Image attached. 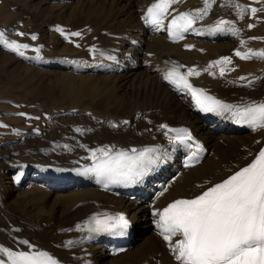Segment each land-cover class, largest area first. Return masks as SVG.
<instances>
[{
  "label": "bare ground",
  "instance_id": "obj_1",
  "mask_svg": "<svg viewBox=\"0 0 264 264\" xmlns=\"http://www.w3.org/2000/svg\"><path fill=\"white\" fill-rule=\"evenodd\" d=\"M156 2L5 0L11 26L0 29L4 33L0 37V52H14L19 62L32 65L35 72L64 75L71 82L89 79L106 91L102 98L90 102V108L82 110L79 105L62 109L47 104L41 111L48 116L44 125L28 131L24 141H7L0 154V246L30 253L43 250L58 264H177L169 245L181 237L177 235L165 241L157 213L176 200L199 196L227 179L250 164L264 147V129L248 130L232 111L206 114L183 86L178 88L164 79L174 67L182 66L178 67L179 72L183 67L195 68L200 74L191 76L188 82L231 105L233 110L264 101V59L254 56L240 61L241 57L235 55L237 50L241 53L264 51V47L254 46L256 24L250 19L257 13L251 11L256 6L240 0H232L231 4L228 0H209L208 15L195 20L181 41L171 42L168 24L181 12L202 9L203 0L172 3L159 31L154 25L145 26L141 19ZM236 4L244 7L237 8ZM241 11L242 19L239 18ZM46 14L49 18L42 25L39 21ZM221 19L233 21L231 27L239 32L227 30L228 26L225 30L213 31ZM27 21L30 23L27 35L19 38L20 28ZM250 24L253 27L249 28ZM57 26L62 32L57 31ZM73 32L81 35L71 36ZM16 34L17 41L29 45L21 50L23 57L7 47ZM32 35L36 36L35 40L31 39ZM47 35L67 43L72 50L49 51ZM109 56L115 59H108ZM222 57H230L231 63H213ZM236 57H240L238 61ZM242 61L258 64L260 71L235 74ZM221 67L224 68L222 76ZM64 119L69 122L63 124ZM161 124L168 127L160 129ZM176 126L190 128L203 142L206 154L197 166L182 165L180 148L169 131ZM146 148L154 149L150 155H155L157 163L134 184L129 196L123 191L115 195L104 193L95 178L82 170L105 152L132 156V149L138 153ZM38 152L83 155L68 164L65 161L66 166L60 171V166L55 165L57 168L49 175L28 159L24 162L14 158ZM7 179L13 183L8 184ZM22 183L46 187L30 193L28 201L35 208H49V214L39 218L12 203ZM160 188L165 191L156 198ZM118 213L125 214L133 228L130 248L114 256L111 234L91 233L82 222L91 215L112 217ZM25 240L34 247L23 244ZM2 258L7 264V256Z\"/></svg>",
  "mask_w": 264,
  "mask_h": 264
},
{
  "label": "snow or ice",
  "instance_id": "obj_2",
  "mask_svg": "<svg viewBox=\"0 0 264 264\" xmlns=\"http://www.w3.org/2000/svg\"><path fill=\"white\" fill-rule=\"evenodd\" d=\"M176 2L178 0H157L141 19L146 24L156 26V30L159 31L163 16L170 5ZM228 2L231 4L232 0ZM203 4L204 7L196 9L194 13L181 12L178 17H174L167 26L169 35L183 39L182 32L191 29L195 20L208 15L209 0H203ZM235 7L242 9L244 6L236 4ZM251 11L255 13L257 9L251 8ZM239 18H243V11ZM232 24L231 20L221 19L212 30H225L228 26L227 30L238 33L239 29L231 27ZM248 27L251 28L253 25L250 24ZM57 31L62 32V29L57 26ZM70 35L80 36L81 33L73 32ZM3 36L4 33L0 32V37ZM31 39L35 40L36 36L32 35ZM240 43L243 44L244 41L241 40ZM7 47L23 57L24 52L21 49H27L29 45L12 41ZM235 55L246 60L254 56L264 59V51L249 50L241 53L237 50ZM108 59L115 57L109 56ZM213 63L229 64L231 58L222 57ZM178 67L170 70L164 79L178 88L183 86L191 93L200 109L205 112L232 111V115L238 117L239 122L248 124L253 131L264 129V101L253 102L233 110L231 105L205 95L202 89L193 88L188 82V77L200 74L195 68H189L186 74H182ZM220 75H224L223 67L220 68ZM251 83L252 81H249V84ZM167 127L165 124L159 125L160 129ZM170 131L180 133L173 138L174 140L182 143L192 140L187 129ZM167 134L166 132L165 135ZM196 147L199 149L200 145L197 144ZM131 151L134 155L127 156L120 152L115 158L109 157L105 152L100 162L84 171L94 174L97 181L103 183L105 187L109 184L138 183L157 163V159L150 155L154 151L151 148L138 153L136 149ZM157 215L158 226L165 241H171L172 237L177 235L181 237L169 245L177 264H264V147L260 148L250 164L227 179L209 187L193 199L174 201ZM93 225L88 228L91 233L108 232L123 235L129 227V221L123 214H116L114 217L106 216L103 219L93 217ZM76 227L79 228L80 225ZM22 243L29 245L27 240ZM3 255L8 258L7 264H58V261L46 252L13 251L0 246V264H6Z\"/></svg>",
  "mask_w": 264,
  "mask_h": 264
},
{
  "label": "rangeland",
  "instance_id": "obj_3",
  "mask_svg": "<svg viewBox=\"0 0 264 264\" xmlns=\"http://www.w3.org/2000/svg\"><path fill=\"white\" fill-rule=\"evenodd\" d=\"M247 2V5L256 6L257 13L250 19L251 23H255L254 32L252 28L253 35H255L256 41L254 46L264 47V0H240ZM256 4V5H254ZM5 0H0V29L6 30L11 24V14L4 8ZM260 6V7H259ZM49 15H43L39 21L40 24L46 25ZM253 19V20H252ZM253 22H252V21ZM253 23V24H254ZM30 23L27 21L25 26L20 28V33H24L26 36V29ZM23 35H21L22 38ZM18 35H14L10 39L16 41L17 43H22L17 41ZM47 42L49 44V51H57L62 53H67L72 50V48L66 44L58 42L57 39L53 38V35H47ZM23 44V43H22ZM56 45V46H55ZM22 50V49H21ZM240 58V57H239ZM236 57V61L239 60ZM243 60L240 58V61ZM235 69V74L248 73L254 74L260 71V66L258 64H247L245 62L238 63ZM105 89L95 85L91 80L86 79L84 81H70L64 75L54 74L52 72L42 73L41 71H34L33 66L26 62H19L14 52H0V154L2 149L6 146L7 141L19 142L24 141L28 131L39 128L48 121V116L44 113L42 114V108L49 107V105L57 106L64 109L66 106L79 105L80 109L90 108V102L92 100H97L105 95ZM51 103V104H50ZM60 105V106H59ZM37 108V109H36ZM47 108V107H46ZM39 109V110H38ZM40 112V114L36 115ZM19 113H25L26 115L21 116ZM36 113V114H35ZM41 115V116H39ZM35 116V118H34ZM36 117H41L36 118ZM44 120V121H43ZM69 120L64 119L62 123H68ZM39 123V124H38ZM42 123V124H41ZM37 124V127H36ZM40 125V126H39ZM23 138V139H22ZM157 151V150H156ZM21 155H23V158ZM19 154L16 158L19 161H32L41 167L42 172L45 175H49L55 171V165L60 166L58 170L65 167L72 159L76 156H81L83 153H73L70 155H60L47 154V153H33L32 156ZM56 157H55V156ZM1 156V155H0ZM20 156V157H18ZM35 156V157H34ZM49 156V160H48ZM74 156V157H72ZM28 157V158H27ZM43 157V158H42ZM53 157V158H52ZM55 157V158H54ZM155 157V155H154ZM157 157V154H156ZM68 158V160H67ZM22 159V160H21ZM39 159V161H38ZM51 159L53 163L51 164ZM14 160V159H13ZM37 160V161H36ZM41 160V161H40ZM44 160V161H43ZM49 161V162H47ZM57 161H59V164ZM62 161V162H60ZM64 161V162H63ZM67 163H66V162ZM25 162V161H24ZM43 162V164H42ZM46 163V164H45ZM66 163V164H65ZM49 164V165H48ZM63 165V166H62ZM46 166V167H45ZM52 167V169H51ZM56 167V168H57ZM52 170L51 172L49 170ZM47 171V172H46ZM60 171V170H59ZM3 174L4 172L1 171ZM5 175V174H4ZM6 178L8 176L5 175ZM8 184H12L11 179H7ZM22 188L17 190L16 196L12 200L14 205L21 207L26 213L31 215L35 214L37 217H41L45 214H49V208H44L42 206L35 208L33 202L28 201L30 193L37 190H46L45 186H40L37 184H24L22 183ZM12 189V188H11ZM17 188H13L16 190ZM27 200V202H25ZM23 203V204H22ZM24 207V208H23ZM23 208V209H22ZM27 209V210H26ZM30 211V212H29ZM39 217V218H40ZM43 248V247H42Z\"/></svg>",
  "mask_w": 264,
  "mask_h": 264
}]
</instances>
